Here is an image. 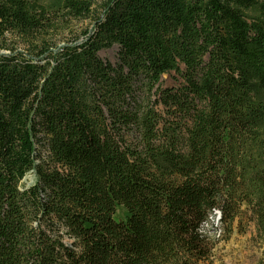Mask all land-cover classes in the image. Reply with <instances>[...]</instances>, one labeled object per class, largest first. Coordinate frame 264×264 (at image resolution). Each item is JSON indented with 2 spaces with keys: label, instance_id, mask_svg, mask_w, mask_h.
<instances>
[{
  "label": "trees",
  "instance_id": "16d2710c",
  "mask_svg": "<svg viewBox=\"0 0 264 264\" xmlns=\"http://www.w3.org/2000/svg\"><path fill=\"white\" fill-rule=\"evenodd\" d=\"M247 213L264 264V0H0V264H214Z\"/></svg>",
  "mask_w": 264,
  "mask_h": 264
},
{
  "label": "rangeland",
  "instance_id": "374dc122",
  "mask_svg": "<svg viewBox=\"0 0 264 264\" xmlns=\"http://www.w3.org/2000/svg\"><path fill=\"white\" fill-rule=\"evenodd\" d=\"M89 20H76L71 24L73 30H79L89 26ZM71 29V30H72ZM75 31V32H77ZM71 33L58 29L52 32L50 37L52 43L61 44L64 39L68 38ZM16 44V43H15ZM19 47H22L17 45ZM100 58L116 61L117 46L112 45L109 48L102 49L98 52ZM181 81V78L174 71L165 73L161 77L163 86L176 85ZM32 180V175H28L24 182L29 184ZM123 208L118 207L115 218L122 216ZM220 225L215 218L208 221L206 230L210 235L218 237ZM263 249V243L256 230V225L253 220L249 218V213L242 217V220L237 224V228H233V232L228 240H221L213 249L214 264H256Z\"/></svg>",
  "mask_w": 264,
  "mask_h": 264
},
{
  "label": "bare ground",
  "instance_id": "6f19581e",
  "mask_svg": "<svg viewBox=\"0 0 264 264\" xmlns=\"http://www.w3.org/2000/svg\"><path fill=\"white\" fill-rule=\"evenodd\" d=\"M213 216L217 218L219 216V212L217 210H214L213 211Z\"/></svg>",
  "mask_w": 264,
  "mask_h": 264
}]
</instances>
